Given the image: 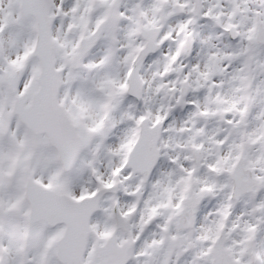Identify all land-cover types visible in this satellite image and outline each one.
<instances>
[{
  "label": "snow or ice",
  "instance_id": "1",
  "mask_svg": "<svg viewBox=\"0 0 264 264\" xmlns=\"http://www.w3.org/2000/svg\"><path fill=\"white\" fill-rule=\"evenodd\" d=\"M0 264H264V0H0Z\"/></svg>",
  "mask_w": 264,
  "mask_h": 264
}]
</instances>
